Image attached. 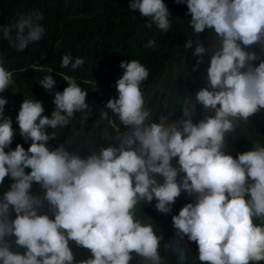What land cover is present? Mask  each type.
I'll list each match as a JSON object with an SVG mask.
<instances>
[{"label": "clouds", "instance_id": "1", "mask_svg": "<svg viewBox=\"0 0 264 264\" xmlns=\"http://www.w3.org/2000/svg\"><path fill=\"white\" fill-rule=\"evenodd\" d=\"M176 2L187 5L194 34L209 28L219 40L207 68L208 86L195 99L178 97L174 104H183L186 118L167 122L162 115L159 123L152 121L159 106H150L151 97L145 93L148 67L139 59L121 61L123 72L115 84L118 96L99 109L103 135L109 137L108 129H114L110 138L116 143L86 157L69 151L64 143L50 148L48 142L58 130L70 122L83 130L93 112L86 102L88 90L74 76L58 72L67 87L55 91L51 115H43V102L26 93L16 121L30 146L25 150L17 144L5 151L16 129L4 116L7 99L0 95V184L6 176L12 181L0 194V264H132L134 255L138 264L264 262V139L248 137L252 147L235 157L226 151L227 137L242 134L249 117L264 109V59L247 50L254 43L264 49V0ZM128 9L148 17L149 29L155 25L168 32L172 27L164 0H130ZM44 19L39 10L17 12L0 24V41L22 52L43 38ZM193 43L195 55L205 53L198 40L189 39L184 47ZM143 47L155 50L157 42L148 39ZM84 63L69 52L62 56L60 68L75 71ZM5 65L0 55V93L14 90L16 84ZM198 67L199 63L194 70ZM47 72L39 83L52 92L54 71ZM180 72L177 67L172 76ZM167 79L166 69L154 90ZM196 104L206 115L194 123L190 112ZM117 121L128 130L121 132ZM34 182L42 196L32 193ZM182 190L195 202L173 215V227L178 238L186 236L197 244V260L190 259L185 247L162 244L163 234L138 216L140 204L154 199L159 212L169 213ZM45 208L48 211H42ZM70 241L90 250L91 256L77 261Z\"/></svg>", "mask_w": 264, "mask_h": 264}, {"label": "trees", "instance_id": "2", "mask_svg": "<svg viewBox=\"0 0 264 264\" xmlns=\"http://www.w3.org/2000/svg\"><path fill=\"white\" fill-rule=\"evenodd\" d=\"M129 2L130 0H0V24L9 22L17 12L39 10L44 14L42 23L46 28L43 38L31 43L22 52H16L7 42L0 41V55L4 56L5 66L12 71L16 81L15 91L9 88L0 93L7 99L4 116L12 119V127L16 129L12 144L5 151L14 149L17 144H22L25 150L30 146L31 141L25 142L19 134L16 121L26 93L28 98L43 102V115H51L55 108V91H63L67 87V81L58 72L74 76L81 87L88 90L86 102L93 112L83 130L78 124L74 128L72 122L65 129L58 130L57 136L48 142L50 148L64 143L69 151L86 157L94 150L98 151L101 147L116 143L110 138L115 135L114 129H108L109 137L103 135L105 122L100 121L99 109L104 108L108 99L118 96L115 84L123 72L120 68L121 61L139 59L148 67L150 74L144 85L145 93L151 97L150 106H159L152 115V121L159 123L162 115L168 118L167 122L186 118L183 116V104H174L178 97L191 96L195 99L196 93L208 86L207 68L210 66L211 56L219 46L218 37L209 28L194 34L188 26L191 14L187 5L177 3L176 0H164L172 14V27L168 32H161L155 25L151 29L147 28L145 25L149 18L141 16L138 10L128 9ZM148 39L156 40L155 50L143 47ZM189 39L202 43L206 48L205 53L199 57L195 55V43L191 48H185L184 45ZM247 50L256 52L264 59V49L260 44L254 43ZM69 52L74 58L82 57L85 61L75 71L70 67L60 68L62 56ZM259 62L260 60L254 61V66ZM198 63L199 67L194 70ZM177 67L181 72L173 77L172 71ZM49 68L53 69L56 80L52 92L46 91L39 83L44 75L49 74ZM166 69L168 79L160 89L154 90V83H158L165 76ZM165 105L170 107L166 108ZM108 113L109 117L114 116L111 110ZM190 115L195 123L205 117L206 110L202 105L196 104ZM117 124L121 132L128 130L121 122L117 121ZM241 132L242 134L238 131L235 137H227L226 151L234 157L252 147L248 137L264 139V109L249 117L248 125ZM172 163L175 165L176 158H173ZM25 171L29 172L31 169L27 168ZM179 175L182 174H178V179ZM11 182L6 176L4 183L0 184V194L8 189ZM31 191L35 195H43V190L35 182ZM189 202L194 203L195 197L182 190L169 213L159 212L154 199L152 202L140 204L138 216L145 222H152L158 233L163 234L162 244H167L169 248L177 245L185 247L190 259L197 260V244L189 241L186 236L183 239L178 238L172 222L173 215L178 214ZM12 216L14 218L15 213ZM70 246L77 261L91 256L90 250L77 246L74 241H70ZM161 251L163 254V248ZM138 259L134 255L132 264H138ZM197 264H200L198 260Z\"/></svg>", "mask_w": 264, "mask_h": 264}]
</instances>
